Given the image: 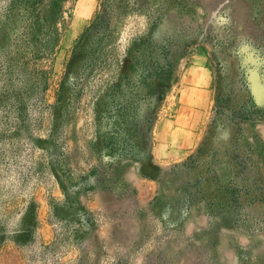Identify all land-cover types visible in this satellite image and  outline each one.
<instances>
[{
	"label": "rangeland",
	"instance_id": "374dc122",
	"mask_svg": "<svg viewBox=\"0 0 264 264\" xmlns=\"http://www.w3.org/2000/svg\"><path fill=\"white\" fill-rule=\"evenodd\" d=\"M0 264H264V0H0Z\"/></svg>",
	"mask_w": 264,
	"mask_h": 264
},
{
	"label": "trees",
	"instance_id": "16d2710c",
	"mask_svg": "<svg viewBox=\"0 0 264 264\" xmlns=\"http://www.w3.org/2000/svg\"><path fill=\"white\" fill-rule=\"evenodd\" d=\"M101 21H102V18H100V19L98 18L96 20V22H101ZM99 29H100V26L99 25H98V27L96 26L94 28V33L98 32ZM75 50H76V53H78V55L81 53V49H79V44L76 45ZM110 105H111V107H113V110H112L113 114H111V112L109 111L110 112L109 118H112V119H114L115 122H117L118 119L123 120L124 117H126V115L124 113H122V109H121V107H123L122 105H120L119 103L114 102V101L112 102V104L110 103ZM97 117H98V119L101 118L99 115H97Z\"/></svg>",
	"mask_w": 264,
	"mask_h": 264
},
{
	"label": "bare ground",
	"instance_id": "6f19581e",
	"mask_svg": "<svg viewBox=\"0 0 264 264\" xmlns=\"http://www.w3.org/2000/svg\"><path fill=\"white\" fill-rule=\"evenodd\" d=\"M194 82V81H193ZM188 83V82H187ZM197 86H199V84H197L196 86H195V89H190V92H188V94L191 96V97H189V95H188V97L190 98V99H188L189 101H190V104H192V105H196V103H195V100H196V102H198V98H200L202 95H201V93L200 92H198V89H197ZM191 87H193V86H191ZM188 89V88H187ZM197 96V97H196ZM196 97V98H195ZM195 99V100H194ZM200 100V99H199ZM187 103V102H186ZM185 103V104H186ZM193 107V106H192Z\"/></svg>",
	"mask_w": 264,
	"mask_h": 264
}]
</instances>
